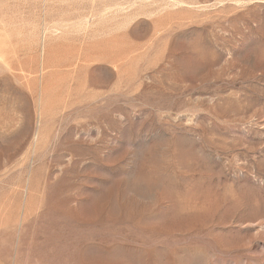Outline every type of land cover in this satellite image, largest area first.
Wrapping results in <instances>:
<instances>
[{"label": "rangeland", "instance_id": "374dc122", "mask_svg": "<svg viewBox=\"0 0 264 264\" xmlns=\"http://www.w3.org/2000/svg\"><path fill=\"white\" fill-rule=\"evenodd\" d=\"M0 264H264V0H0Z\"/></svg>", "mask_w": 264, "mask_h": 264}]
</instances>
